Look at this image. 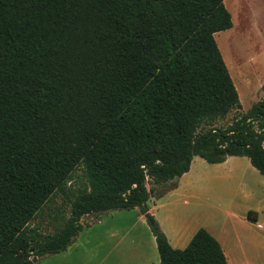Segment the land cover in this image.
Masks as SVG:
<instances>
[{"label": "trees", "instance_id": "trees-1", "mask_svg": "<svg viewBox=\"0 0 264 264\" xmlns=\"http://www.w3.org/2000/svg\"><path fill=\"white\" fill-rule=\"evenodd\" d=\"M231 26L224 0H0V264L65 251L85 215L146 213L194 156H245L264 176V83L213 124L241 106L214 38ZM78 167L86 184L72 191ZM56 194L62 225L28 227ZM146 221L158 264H228L206 229L174 248Z\"/></svg>", "mask_w": 264, "mask_h": 264}, {"label": "rangeland", "instance_id": "rangeland-1", "mask_svg": "<svg viewBox=\"0 0 264 264\" xmlns=\"http://www.w3.org/2000/svg\"><path fill=\"white\" fill-rule=\"evenodd\" d=\"M224 5L226 7L225 2ZM227 10L229 11L228 8ZM232 16V26L217 32L214 38L225 63H230L229 73L232 80L234 83L235 81H246V88L244 90V87L241 88L235 83L239 90L241 106L232 109L213 123L215 127L221 128L230 123L234 116L248 110L253 103L261 99L263 94L261 86L264 83V0H233ZM244 94L245 97H243ZM202 161L208 167L207 169L204 166L203 171L207 170L208 173H212V163ZM240 172L247 176L251 174L244 166L241 167ZM254 173L255 176L264 179L258 172ZM84 184H86L85 175L82 168L78 167L67 182V187L76 191ZM171 184L168 183L159 189H166ZM146 186L149 187V184ZM212 193L222 199V206L214 205L213 208H208L209 211L206 213V211H201L197 203L189 212L194 224L210 223L208 227L219 236L226 252L229 253L228 264H264V191L260 196V211L255 221L248 220L245 213V221H243L240 207L231 204L236 197L235 189L220 190L214 187ZM68 195L71 196L70 193ZM69 207L68 200L63 195L56 194L40 209L29 222L28 227L35 228L42 234L53 233L68 216ZM228 208L230 209L226 213ZM86 219H88L87 215L80 220L82 228L78 238L79 247L64 252L65 254L40 256L36 264H80L81 261H84L82 264H129V261L136 257L137 246L134 235L122 234L121 224L109 221L108 225L111 228L106 230V227L99 224L88 226ZM258 224L262 228H258ZM120 236L121 239H119ZM141 240H143L142 237ZM146 240H144V246L149 253ZM243 258L247 260L242 261Z\"/></svg>", "mask_w": 264, "mask_h": 264}, {"label": "crops", "instance_id": "crops-1", "mask_svg": "<svg viewBox=\"0 0 264 264\" xmlns=\"http://www.w3.org/2000/svg\"><path fill=\"white\" fill-rule=\"evenodd\" d=\"M226 66L229 70L230 66ZM235 83L239 84L241 88L244 87L245 90L246 81H235ZM237 93L239 96V90H237ZM243 97H245V94ZM202 160L204 159L199 156H194L187 172L173 179V181L170 182L172 185L165 190L161 196L151 197L150 200H148L146 203V213L153 216L158 222L172 247H184L187 245L194 232L202 227L220 242L227 259L229 253L226 252L219 236L214 233L213 229L208 227L210 223L207 222L206 224L195 225L193 219L189 216V212L197 203L201 211H206V213L209 211L208 208H213L214 205L222 206V199L213 195L212 188L218 187L220 190L233 188L235 189L236 197L231 204L240 207L241 215H243L241 219L245 221L244 213L247 214L248 211H253L257 219L258 211H260L259 207L261 205L260 196L264 191V179L254 175V172L258 171L250 164L248 158L245 156H227L222 162L212 163V173H208L207 170L203 171L204 166L207 169L208 167L204 165ZM243 166L251 172L249 176L240 172ZM198 200H200V202H198ZM229 209L230 208L226 209V213ZM87 216V225H90V227L99 224L106 227V230H109L111 228L110 225H108L109 221H116L118 224L122 225V234L134 235L137 246V251L135 253L136 257H134L132 261H129V264H158L159 255L154 237L149 229L144 213H142L138 207L111 210L98 215ZM79 233L72 244L65 251L60 253L65 254L64 252H68L80 246L78 241ZM141 237L143 240H141ZM121 238L120 236L119 239ZM144 240L148 243L149 253L144 246ZM246 260L247 259L244 258L242 259V261ZM83 262L84 261H81L80 264Z\"/></svg>", "mask_w": 264, "mask_h": 264}, {"label": "bare ground", "instance_id": "bare-ground-1", "mask_svg": "<svg viewBox=\"0 0 264 264\" xmlns=\"http://www.w3.org/2000/svg\"><path fill=\"white\" fill-rule=\"evenodd\" d=\"M224 2H225V4H226V8H228L229 9V12L231 13V15H232V4H233V0H224ZM232 19H233V16L231 17ZM225 54V53H224ZM223 54V55H224ZM227 60V59H226ZM226 64L229 66L230 65V63H227L226 62ZM230 68V67H229Z\"/></svg>", "mask_w": 264, "mask_h": 264}, {"label": "water", "instance_id": "water-1", "mask_svg": "<svg viewBox=\"0 0 264 264\" xmlns=\"http://www.w3.org/2000/svg\"><path fill=\"white\" fill-rule=\"evenodd\" d=\"M145 218H146V219H149V214H148V213H145ZM32 261H33V262H36V257H33V258H32Z\"/></svg>", "mask_w": 264, "mask_h": 264}, {"label": "built area", "instance_id": "built-area-1", "mask_svg": "<svg viewBox=\"0 0 264 264\" xmlns=\"http://www.w3.org/2000/svg\"><path fill=\"white\" fill-rule=\"evenodd\" d=\"M258 228H262V226L260 224L257 225Z\"/></svg>", "mask_w": 264, "mask_h": 264}]
</instances>
